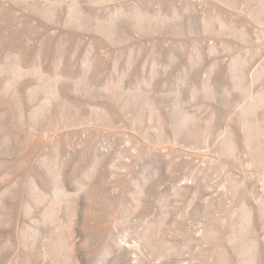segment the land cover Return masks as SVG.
<instances>
[{"label":"rangeland","instance_id":"rangeland-1","mask_svg":"<svg viewBox=\"0 0 264 264\" xmlns=\"http://www.w3.org/2000/svg\"><path fill=\"white\" fill-rule=\"evenodd\" d=\"M0 264H264V0H0Z\"/></svg>","mask_w":264,"mask_h":264}]
</instances>
